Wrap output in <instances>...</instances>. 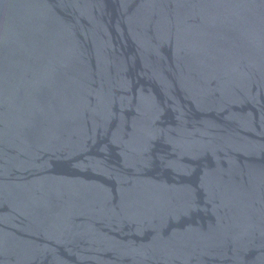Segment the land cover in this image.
<instances>
[{
	"label": "water",
	"instance_id": "water-1",
	"mask_svg": "<svg viewBox=\"0 0 264 264\" xmlns=\"http://www.w3.org/2000/svg\"><path fill=\"white\" fill-rule=\"evenodd\" d=\"M0 264H264V0H0Z\"/></svg>",
	"mask_w": 264,
	"mask_h": 264
}]
</instances>
